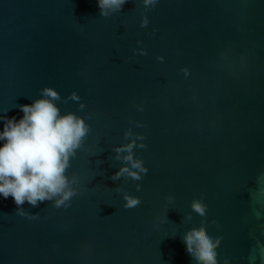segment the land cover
<instances>
[{"label":"water","instance_id":"water-1","mask_svg":"<svg viewBox=\"0 0 264 264\" xmlns=\"http://www.w3.org/2000/svg\"><path fill=\"white\" fill-rule=\"evenodd\" d=\"M44 87L89 128L66 171L76 195L24 215L0 198V264H193L192 229L219 238L218 264H264V0L106 16L96 0H0V114ZM129 144L146 172L115 151ZM125 166L140 178L112 179Z\"/></svg>","mask_w":264,"mask_h":264},{"label":"clouds","instance_id":"clouds-1","mask_svg":"<svg viewBox=\"0 0 264 264\" xmlns=\"http://www.w3.org/2000/svg\"><path fill=\"white\" fill-rule=\"evenodd\" d=\"M126 2L96 0V5L100 15L106 16L120 10ZM156 3L157 0H145L146 7ZM59 99L56 90L44 87L30 104L17 106L22 113L19 118L0 114V198L11 196L18 215H24L20 206L25 202L35 207L47 200L57 208L68 207L76 195L66 171L89 128L75 113L62 114L56 103ZM132 147L129 144L115 151L128 153L123 159L131 169L146 172L142 162L133 160ZM126 173L133 179L140 178L138 173L125 166L114 173L112 179H119ZM125 201V208L140 203L138 198L127 195ZM191 208L198 218H207L208 209L200 200L194 199ZM219 242V238L211 237L206 230L192 229L183 236L185 250L193 264H218ZM259 251L264 253V247Z\"/></svg>","mask_w":264,"mask_h":264}]
</instances>
